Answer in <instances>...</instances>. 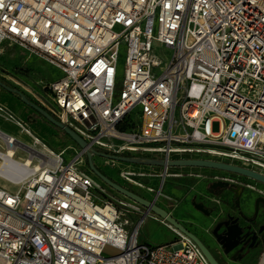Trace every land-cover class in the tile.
Masks as SVG:
<instances>
[{"label":"built area","instance_id":"built-area-1","mask_svg":"<svg viewBox=\"0 0 264 264\" xmlns=\"http://www.w3.org/2000/svg\"><path fill=\"white\" fill-rule=\"evenodd\" d=\"M155 44L172 52L164 65ZM14 45L63 73L39 100L88 145L56 150L6 112L30 140L0 129V264H211L150 207L105 198L84 165L91 148L164 159L147 170L106 157L152 199L131 190L174 206L180 201L164 192L167 177L185 174L172 172L169 160L214 159L264 174V0H0V53ZM148 216L175 238L140 242Z\"/></svg>","mask_w":264,"mask_h":264},{"label":"rangeland","instance_id":"rangeland-1","mask_svg":"<svg viewBox=\"0 0 264 264\" xmlns=\"http://www.w3.org/2000/svg\"><path fill=\"white\" fill-rule=\"evenodd\" d=\"M156 32V28L154 30ZM155 51L158 57L162 60L163 65L169 61L171 57V50L162 46L161 44H155ZM126 47L125 44L122 43L121 49L119 52V59H118V70H119V80L123 77L124 74V67L126 61ZM21 67L25 70L18 71L17 68ZM63 75V73L48 64L45 60L41 59L36 55H30L26 50L22 49L21 47L14 45L13 47H6L2 53H0V76L7 79L14 87L28 95L30 98L34 99L38 103L42 104L39 100L41 94H47L46 90L44 89V85L48 82L58 79ZM0 105H4L5 111H0V129L13 135L17 136L18 138L29 141L30 138L20 132L18 126L12 121L7 120V113L11 112L17 115L20 118L28 121L33 130L45 141H47L50 146H52L56 150H62L63 148H69L74 146H78L77 143L67 134H64L61 129L56 128L53 124L36 114L28 105L24 104L20 99H18L13 94L9 93L8 91H3L0 89ZM227 123L228 121L225 120ZM219 129V123H214V130L217 131ZM23 156H26L27 153H21ZM73 156V150L69 149L65 153V158L67 160L71 159ZM94 164L96 167L101 170L106 176L110 177L113 181H116L130 189H133L140 193L141 195L152 199L151 193L146 189H140L137 187L132 186L127 181L123 180L119 176V168L114 167L112 163L106 161V156L96 155L94 158ZM121 166L131 165L134 167L145 168L147 170H151L152 167L148 165H141L136 164L133 162H125L119 161ZM87 166L90 172L95 174L97 182L102 186L104 189L103 195L105 198L113 200L115 202H119L120 200L128 201V198L124 196L122 193L118 192L110 185L105 183L94 171L90 168L88 163V158L86 159V163L84 165ZM155 169V167L153 168ZM172 172H183L185 176L183 177H167L166 185L164 187V192L172 195L175 198H182L178 204V208L174 210V214L178 211H188L189 209L198 213L200 216L205 218L202 212L196 210V208L192 204V200L196 199L197 201L200 199L209 198V200L213 205L214 212L211 216L208 217L206 223L202 224H194L200 228L201 226L209 227L212 225V222L217 217L224 216L226 210H230V206L234 202L232 194L228 192L224 193H217V195H210L206 191V187L211 181L210 178L199 179L196 176H190L189 172H200L204 175L211 177L214 175H225L230 178H234L240 182H245V178H247L250 184L256 186L258 189H249L246 187L243 198H242V205L241 208L247 212L251 213L253 210L254 203L257 197L262 196L261 190H264V183L256 181L254 179L236 175L230 172L221 171L212 168H202V167H190V166H176L171 167ZM146 182L153 184L156 188L159 186V182L154 179L149 181L145 179ZM0 183L3 181L0 179ZM14 189V187L12 186ZM219 200L221 202H217ZM161 207L165 208L167 211L170 209L167 207V202L162 198L158 203ZM170 207H174L173 203H170ZM178 210V211H177ZM136 221L139 217H135ZM188 224V223H185ZM175 238L174 232H172L169 227L158 220L154 219L153 217L148 216L143 225L141 226L138 234V240L140 242L146 241L150 244H164L172 241ZM114 249L111 247H107L106 253H113ZM264 253V244H262L255 256L249 258L248 261H245L244 264H259L260 258Z\"/></svg>","mask_w":264,"mask_h":264},{"label":"flooded vegetation","instance_id":"flooded-vegetation-1","mask_svg":"<svg viewBox=\"0 0 264 264\" xmlns=\"http://www.w3.org/2000/svg\"><path fill=\"white\" fill-rule=\"evenodd\" d=\"M96 155L98 156V154H95L93 158ZM245 180L248 181L247 178ZM232 181L229 178V180L223 181L229 183L228 185L213 188L212 184L217 181L211 180L206 187V191L210 195L224 192L232 194L234 202L230 206V210H226L224 216L218 217L209 227L201 226L197 228L198 226L194 224L182 222L200 239L217 264H244L250 257L255 256L259 247L264 244L262 239V233L264 232V196L257 197L253 210L251 213H247L241 208L242 198L247 187L245 185H252L245 181V185L240 186ZM197 202L203 203L209 211V215L203 213L204 215L211 216L213 214L214 208L209 203L211 202L209 198L200 199ZM218 223H221L220 227L217 226ZM234 234L236 235L234 236Z\"/></svg>","mask_w":264,"mask_h":264},{"label":"water","instance_id":"water-1","mask_svg":"<svg viewBox=\"0 0 264 264\" xmlns=\"http://www.w3.org/2000/svg\"><path fill=\"white\" fill-rule=\"evenodd\" d=\"M3 87H5L10 92H16L19 94L21 101L25 103L26 105L32 107L33 109L37 110L39 113H41L45 118H47L53 125L57 126L61 130L65 131L68 136H70L79 146L82 148H85L88 143L85 141L78 133H76L72 128L67 126L65 123L59 121L56 119L48 110H46L44 107L39 105L38 103L32 101L28 96L23 93L22 91L18 90L17 88L10 87L4 83H1ZM95 154L106 156L111 159L125 161V162H133L136 164L141 165H148V166H164L166 161L164 159H157V158H151V157H130V156H118L114 154H107L103 152H97L96 149L91 148L87 151V158L88 163L90 165V168L98 175L105 183L110 185L112 188L117 190L118 192L122 193L124 196L131 198L132 200L137 201L138 203L142 204L145 207H150L153 212L158 214L160 217L166 219L169 223H171L174 227L178 228L183 233L190 236L202 249L204 254L207 256L208 260L211 264H217L212 256L209 254L206 247L203 245V243L200 241V239L191 232L181 221H179L176 217H174L171 213H169L165 208L161 207L160 205L154 203L153 201L137 194L133 190L129 189L128 187L113 181L110 177L106 176L104 173H102L94 164L93 156ZM171 167L176 166H190V167H202V168H212L217 169L221 171L230 172L236 175H242L251 179H254L256 181L264 183V174L246 167H242L240 165H236L233 163H228L220 160H214V159H201V158H183V159H174L169 160L167 163ZM229 183L223 182V181H217L212 184V187L217 186H224L228 185ZM193 206L196 208V210L205 213L206 215H209V211L205 207V205L201 202H197L196 199L192 200ZM204 215V214H203ZM205 216L202 223H206L209 216ZM218 218V217H217ZM216 218V219H217ZM214 220V222L216 221ZM212 222V224L214 223ZM201 223V224H202ZM194 224V223H191ZM221 223H218V227H220ZM236 234H234L235 236ZM262 239L264 242V232L262 233ZM264 264V262L262 263Z\"/></svg>","mask_w":264,"mask_h":264},{"label":"crops","instance_id":"crops-1","mask_svg":"<svg viewBox=\"0 0 264 264\" xmlns=\"http://www.w3.org/2000/svg\"><path fill=\"white\" fill-rule=\"evenodd\" d=\"M198 173H200V172H198ZM197 178H199V177H197ZM199 179H202V178H199ZM180 199L183 200V197L182 198H179V201H180ZM167 207L170 209L169 211H171V214L174 217H176L181 222L201 224L202 221L204 220V218L202 216H200L198 213H195L194 211H192L190 209L188 211H178L177 210L178 212L175 215L173 212H174V210L176 208H178V205H176V206H174L172 208V207H170V203L167 202Z\"/></svg>","mask_w":264,"mask_h":264},{"label":"trees","instance_id":"trees-1","mask_svg":"<svg viewBox=\"0 0 264 264\" xmlns=\"http://www.w3.org/2000/svg\"><path fill=\"white\" fill-rule=\"evenodd\" d=\"M17 70L18 71H22V70H25V69H23V68H21V67H18L17 68ZM0 83H4V84H6V85H11V86H13L14 87V85H12L7 79H5L4 77H2V76H0ZM0 89H2L3 91H8L7 89H5L4 87H2V85H0ZM19 90V89H18ZM9 93H11V94H13L14 96H16L18 99H20L21 100V98H20V96H19V94L18 93H16V92H10V91H8ZM28 96V95H27ZM28 98H30L29 96H28ZM32 101H34V102H36V103H38L37 101H35L34 99H32V98H30ZM25 104V103H24ZM39 105H41L42 107H44L42 104H40V103H38ZM30 107V106H29ZM36 114H38L39 116H41L42 118H44L45 120H47L48 122H50L47 118H45L41 113H39L37 110H35V109H33L32 107H30ZM45 108V107H44ZM46 109V108H45ZM47 110V109H46ZM51 113V112H50ZM51 123V122H50ZM52 124V123H51ZM55 126V125H54ZM56 128H58L57 126H55ZM59 129V128H58ZM60 132H62V133H64V134H66V132L65 131H63V130H61ZM96 151L97 152H103V153H107L108 154V152L107 151H104V150H102V149H100V148H97L96 149Z\"/></svg>","mask_w":264,"mask_h":264},{"label":"bare ground","instance_id":"bare-ground-1","mask_svg":"<svg viewBox=\"0 0 264 264\" xmlns=\"http://www.w3.org/2000/svg\"><path fill=\"white\" fill-rule=\"evenodd\" d=\"M2 167H3V165L0 164V170L2 169ZM20 173H21V171H20ZM20 173L18 172V174L21 176ZM263 262H264V253H263L262 257L260 258L259 264H262Z\"/></svg>","mask_w":264,"mask_h":264}]
</instances>
